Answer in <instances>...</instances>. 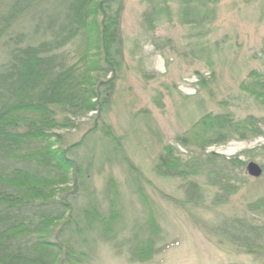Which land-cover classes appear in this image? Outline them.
Instances as JSON below:
<instances>
[{"label": "trees", "instance_id": "trees-1", "mask_svg": "<svg viewBox=\"0 0 264 264\" xmlns=\"http://www.w3.org/2000/svg\"><path fill=\"white\" fill-rule=\"evenodd\" d=\"M215 2L177 0L179 22L199 29L212 18ZM152 7L143 14L146 25L170 15L165 0ZM123 9L124 0H0V264H82L81 248L101 221L103 200L114 213L113 180L107 178L98 192L93 174L117 161L131 172L105 122L125 72ZM240 90L264 109L262 75L249 73ZM87 116L90 129L63 148L57 132L75 130ZM193 126L213 132L212 138L197 143L201 151L194 157L188 135H178L183 152L162 146L154 172L180 179L185 203L203 205L211 189L213 205L222 206L237 193L238 182L250 179L240 159L250 158L249 151L225 157L202 150L264 137V114L241 121L210 114ZM94 136L96 145L83 156L80 150ZM196 225L264 260V194L240 215L212 227ZM129 252L134 262L160 253Z\"/></svg>", "mask_w": 264, "mask_h": 264}, {"label": "rangeland", "instance_id": "rangeland-1", "mask_svg": "<svg viewBox=\"0 0 264 264\" xmlns=\"http://www.w3.org/2000/svg\"><path fill=\"white\" fill-rule=\"evenodd\" d=\"M159 1L124 0L125 72L105 122L131 172L117 161L93 174L98 192L107 178L113 180L117 201L111 214L103 200L101 221L85 238L88 246L81 248L82 264H264L196 225L212 227L223 217L240 215L248 202L264 194V137L202 150L225 157L249 151L250 158L240 159L261 168L260 177H249L242 186L238 182L237 193L222 206L213 205L211 189L203 205L185 203L182 181L154 172L162 146L173 144L183 152L175 142L178 135H188L194 157L201 151L197 143L211 139L213 132L191 127L206 116L230 114L238 121L263 116L264 109L240 84L251 72L264 79V0H216L212 18L199 29L179 22L177 0H165L170 15H157L154 23L144 24V12H152ZM91 126L87 116L77 121L75 130L58 131L63 148ZM86 145L80 153L87 157L96 136ZM135 249L140 256L150 249L160 253L134 262L129 250Z\"/></svg>", "mask_w": 264, "mask_h": 264}, {"label": "water", "instance_id": "water-1", "mask_svg": "<svg viewBox=\"0 0 264 264\" xmlns=\"http://www.w3.org/2000/svg\"><path fill=\"white\" fill-rule=\"evenodd\" d=\"M246 172H247L248 176L253 177V178L260 177V175L262 173L261 168L253 162H249L246 165Z\"/></svg>", "mask_w": 264, "mask_h": 264}]
</instances>
